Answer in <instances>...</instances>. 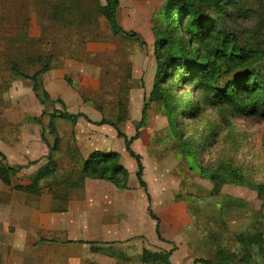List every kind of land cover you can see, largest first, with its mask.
I'll list each match as a JSON object with an SVG mask.
<instances>
[{"label": "crops", "instance_id": "obj_1", "mask_svg": "<svg viewBox=\"0 0 264 264\" xmlns=\"http://www.w3.org/2000/svg\"><path fill=\"white\" fill-rule=\"evenodd\" d=\"M24 5L27 6L28 2ZM40 17L35 9L30 11L28 7L25 15L15 16L14 21L28 24L30 35L39 36L42 32ZM5 22L7 20H0L1 24ZM2 36L0 56H6L3 51L7 49L6 43L17 45V40L11 34ZM2 40L7 41L3 50ZM86 49L88 54L108 51L97 42H87ZM8 52L14 57L11 49ZM139 54L132 55L131 78L137 80L143 76V81L127 88L125 118L126 122L140 121L142 111L149 103L146 124H142L139 137L132 142L133 150L141 155L147 190L138 179L135 158L127 149L124 150L125 139L118 135L112 124H100L107 117V104L100 106L98 99H86L84 93L85 90L101 89L104 81L101 70L106 66L99 61L94 62L92 58L78 61L67 53L63 54L61 63H54L44 73L45 87L52 98L62 99L69 111L83 112L91 121L84 116L74 122L57 118L55 124L63 139L60 151L65 152L69 162L73 163L72 151L76 147L79 155L87 158L95 150L111 151L118 144L123 150L118 151L122 163L125 152L135 161L131 168L126 167L129 171L128 185L119 187L107 179L88 177L83 187L74 192L65 205L51 180L42 181L39 193L17 189V184L34 183L31 176L46 163L49 147L42 139V125L29 120L42 116L45 107L33 90V82L26 79L30 82L26 98L21 94L23 91L14 85L21 79L12 82V94L19 91L21 95L12 97L7 105L21 107V112L4 113V117H0L7 123L4 137H0V151L7 157L5 160L0 156V264H120L119 257H135L145 248L171 251L173 264H204L195 263L193 248L200 228L192 216L189 195H197L200 190L203 192L205 186L212 188L213 184L194 176L190 185L189 170L181 169V158L176 152L160 153L154 147L152 139L160 128V121L166 116L157 101L149 102L158 74L156 59L150 56L148 68L143 69L138 60ZM109 63L116 68L120 66L113 57ZM114 105L119 107L117 99H114ZM34 109L35 113L32 112ZM110 116L113 117V114ZM12 126L18 129V136H8L12 134ZM126 134L129 137L134 135L129 131ZM9 165L25 166L13 175L6 168ZM241 190L228 184L222 187L224 193L245 198ZM150 209L159 222L151 215ZM129 264L152 263L134 258Z\"/></svg>", "mask_w": 264, "mask_h": 264}, {"label": "rangeland", "instance_id": "obj_2", "mask_svg": "<svg viewBox=\"0 0 264 264\" xmlns=\"http://www.w3.org/2000/svg\"><path fill=\"white\" fill-rule=\"evenodd\" d=\"M61 1L63 0H0L3 7V11L0 12V20H7L5 24L0 23V40L3 38L2 35L5 36L8 34H11L17 40V45H10L5 40L1 41L2 50L5 48L4 44H7L6 51L3 50L7 55L0 56V117H4V113L21 112V107H9L7 105V101L10 102L13 100L12 97L21 94L25 98L28 96L27 91H29L28 84L30 82H26V79L16 76L11 72L10 61L17 62L26 70L33 68L31 65L27 66L23 63L24 60H22L21 56L25 47L22 45L21 49L18 34L13 29L17 26H28L26 23H15L14 18L17 15H25L26 8L28 10L29 7L30 11L35 9V12L41 15L40 21H42V32L39 36L30 35L28 26L30 36L42 37L34 46L31 45L30 49L34 50L37 48L45 55L54 53L53 61L55 63H61L63 54L72 53L75 55L73 57L75 60L88 61L92 58L94 62L99 61L106 66L101 70L104 78L101 89L98 91L85 90L84 93L87 95L86 99H98L100 106L107 104L108 114H106L107 117L105 118L117 121L119 115L126 116L127 109L124 108L120 112V104L119 107L114 105V99H117L118 103L119 101H123L127 105V88L134 84L139 85L143 81V76L137 80H132L131 78L132 55L137 53L138 56L140 52L139 55L141 56H139L138 60H140V65L143 69L148 68L150 56L156 59L153 26L155 19L163 18L161 12L163 11L166 0H120L117 10L119 23L125 30L136 32L139 37L138 39L112 32L104 11H96V7L98 5H105L106 0H73L76 5L82 4L84 8L88 7L92 9V13L98 18L99 28L94 29V34L100 36L101 40L90 42L103 44L104 48H106L105 51H108L104 54L101 53L102 55L97 52L96 54L94 52L93 54H88L86 48L82 50L79 46V43L83 41L84 26L80 27L77 31L70 32L61 28L59 23L52 21L54 5ZM25 2H28L27 6L24 5ZM236 2L238 3H236V8L232 9L233 16L231 19L227 18L225 20V26L240 36L243 42L248 41V44L251 42L256 49L264 52V0H236ZM55 39L59 41L56 42ZM66 42L71 43L70 47H58ZM10 49L13 51L14 57L9 56L8 53L10 52L8 51ZM112 57L120 64L119 68L110 65L109 62ZM162 76L163 74L160 75V78ZM18 78L21 80L16 84L14 81ZM12 82L23 91L21 94L19 91H13L12 94ZM172 87V93L174 95L172 103H174L175 107L181 104L183 98L186 96V99L190 97V101L186 102L179 112L181 113L184 109L189 108L188 111H194L195 114L187 115L186 113V115L184 114L180 117L181 119L177 122L180 127H177V132L174 134L168 128L169 119L165 114L163 103L157 101L167 117L166 119L164 116L163 121H160V128L155 132V137L152 139V143L157 151L160 153H168L173 151V149L179 150V145L181 144L179 140L181 139V141L186 142L188 148L183 146L180 149L182 155H177L181 158V169L189 170L188 180L190 185L194 176L201 178L197 172L199 169L203 168L215 171L216 169L224 167L231 171L239 170L253 183H264V120L256 117H235L225 105L216 106L209 103H200L199 98L193 97L191 84L179 83V86L176 87L174 82L172 83ZM179 87L181 88L180 92L177 90ZM150 101L155 100L149 99ZM116 106L119 112H117ZM148 106L149 103L147 102V108ZM58 107L60 108V105ZM44 110H46V113L42 114V119L46 127V136L52 142L54 134L49 133V128H47L51 118L49 112L52 110L46 107H44ZM32 112L35 113V109ZM112 114L113 117L110 116ZM147 114H145L143 125L146 124ZM29 120L30 122L33 121L32 118ZM136 123L126 122L125 118L121 122V129L125 134L126 131L135 134L137 131ZM5 126H7V123L3 122L0 118V137H4ZM11 130L12 134L8 136H18V129L15 126H12ZM61 141L63 145V139ZM72 145L74 146L73 143ZM114 150L123 151L118 144H116V149ZM64 153L63 151H59L56 154L60 165V173H63L61 175L77 171L76 169L80 165L79 161L69 162L67 155ZM6 158L5 156L4 159L6 160ZM123 162L127 168H131L135 161L128 152H125ZM204 179L211 181L207 177H204ZM75 180V176L70 179L71 182ZM226 184L242 189L241 192L244 195L242 197L245 198H240L244 199L246 205L235 207L222 203V195L233 196L230 193H224L222 191V187ZM56 188L58 189V193L61 194L62 186H56ZM71 190V194H74L79 188H72ZM209 191H211V188L205 186L203 192L200 190L197 195H189L190 210L200 228V234L193 249L197 256L213 260L214 263L220 264L222 260L216 254L219 246L238 249L241 235L251 231L253 228L259 231V238L264 239V215L256 214L258 210L264 207V199L257 189L245 184L228 181H225L221 186V197L211 194ZM216 237L220 241L219 246L216 243ZM243 257L244 254L240 252V260L236 261L235 264H241V258ZM252 264L254 263L252 262Z\"/></svg>", "mask_w": 264, "mask_h": 264}, {"label": "trees", "instance_id": "obj_3", "mask_svg": "<svg viewBox=\"0 0 264 264\" xmlns=\"http://www.w3.org/2000/svg\"><path fill=\"white\" fill-rule=\"evenodd\" d=\"M120 0H106L105 5H98L96 11H104L109 22L110 28L114 34H123L128 37L139 38L136 32L125 30L119 23L117 10ZM236 0H166L161 14L163 18L155 19V56L158 65V77H156L153 89L150 94V100L161 101L164 106L165 114L169 119V129L176 134L177 122L184 114L194 115V111L188 109L181 110L190 97L181 100V104L175 107L172 93V83L178 87L179 83L191 84L193 97L199 98L200 103H209L212 105H225L235 117L250 118L256 117L264 120V52L256 49L251 42H243L241 37L234 31L226 27L225 20L233 16L232 9H235ZM94 11V9H93ZM52 21L60 24V27L70 32L77 31L84 26V38L79 46L86 48L87 42L99 41L101 37L94 34V29L99 28L98 18L92 9L83 7L82 4L76 5L73 0H63L54 5ZM54 26H56L54 24ZM16 30L22 52V60L27 66L33 67L31 70L24 69L20 64L11 62V72L24 79L33 82V90L39 101L49 112L51 118L47 128L49 133L54 134L51 142L46 136V127L42 116H34L32 119L42 125V139L49 147L46 163L41 166L32 179L33 184H17L15 187L20 190H26L33 193H39L41 183L44 180H51L56 186H62L61 202L66 204L71 197V189L83 187L84 181L88 177L102 178L112 181L119 187H127L129 171L121 161V154L118 151L95 150L87 158L79 155L76 147L72 151L74 161H79L80 165L75 172L60 173V165L57 159V152L61 147V136L56 127L55 120L62 118L69 121H76L78 117L84 116L91 121L87 114L83 112H71L67 109L66 103L60 99H54L45 87L43 75L54 66V53L45 55L40 50L30 49L42 37H32L29 35L28 26L22 25L13 28ZM93 30V32H92ZM71 44V43H70ZM65 43L58 47H70ZM64 50V49H62ZM70 57L75 55L70 53ZM163 76L160 78V75ZM179 92L181 88L177 89ZM127 96V93H126ZM120 112L127 105L119 101ZM60 105V108L58 107ZM190 112V113H189ZM46 113L44 110L43 114ZM147 113V103L143 110V116L136 123L137 131L132 137H128L121 129V122L125 115H119L117 121L103 118L100 123L112 124L118 131V135L125 139L127 151L135 158L138 169L137 176L141 185L147 190L143 179V164L141 155L132 148V142L139 137V129ZM181 124V123H179ZM182 133V132H180ZM180 149L186 146V142L179 140ZM188 148V145L186 146ZM173 149L176 154H181V150ZM2 158L5 155L0 151ZM2 163V160H0ZM5 166V165H2ZM25 165L6 166L14 175ZM191 168V167H190ZM198 174L204 178L207 177L213 182L211 194L221 195V186L225 181L245 184L257 189L264 199V183H253L239 170L231 171L224 167L215 171L199 169ZM76 177L71 182L70 179ZM58 190V189H56ZM58 192V191H57ZM221 197V196H220ZM222 203L228 206L239 207L246 205L244 199L235 196L221 197ZM151 215L158 222L159 219L151 211ZM256 214L264 215V207ZM159 231V223L157 224ZM259 231L253 228L251 231L241 235L238 249H230L226 246H219L220 241L216 237L218 250L216 254L220 256V264H235L241 258V264H264V239L259 238ZM171 251H151L144 249L141 254L135 257L124 255L120 258V264H129L134 258L142 262L152 264H173L170 260ZM243 259L245 260L243 262ZM250 260V261H248ZM253 260V261H252ZM247 261V262H246ZM216 264L213 260L199 257L196 255L195 263Z\"/></svg>", "mask_w": 264, "mask_h": 264}]
</instances>
